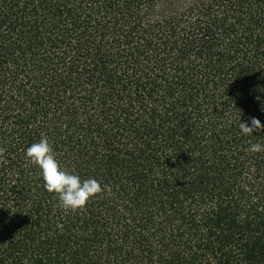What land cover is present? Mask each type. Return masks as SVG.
<instances>
[{"label": "trees", "instance_id": "obj_1", "mask_svg": "<svg viewBox=\"0 0 264 264\" xmlns=\"http://www.w3.org/2000/svg\"><path fill=\"white\" fill-rule=\"evenodd\" d=\"M262 107L264 0H0V264H264Z\"/></svg>", "mask_w": 264, "mask_h": 264}, {"label": "clouds", "instance_id": "obj_2", "mask_svg": "<svg viewBox=\"0 0 264 264\" xmlns=\"http://www.w3.org/2000/svg\"><path fill=\"white\" fill-rule=\"evenodd\" d=\"M261 110L264 111V107ZM239 129L241 134L249 135L264 130V125L259 119L252 117L249 122H241ZM248 150L264 151V144H250ZM25 156L39 168L46 191L56 194L57 206L66 212L85 207L91 198L106 188L94 178L82 180L78 174L62 168L46 136L42 135L38 142L27 147Z\"/></svg>", "mask_w": 264, "mask_h": 264}]
</instances>
